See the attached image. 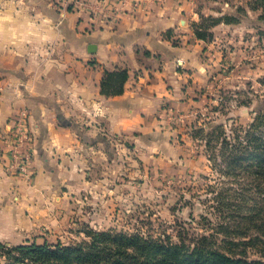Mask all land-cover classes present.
I'll return each instance as SVG.
<instances>
[{"label":"crops","instance_id":"0c3cea01","mask_svg":"<svg viewBox=\"0 0 264 264\" xmlns=\"http://www.w3.org/2000/svg\"><path fill=\"white\" fill-rule=\"evenodd\" d=\"M193 5L0 0V130L26 112L34 177L28 184L8 174L0 157V236L3 229L30 227L25 211L35 208L38 187L52 185V172L84 162L87 142L76 138L74 122L94 126L100 120L112 132L141 128L159 101L186 95L187 78L202 65L200 40L190 28L197 17ZM113 69H126L128 78L122 93L105 96L100 81Z\"/></svg>","mask_w":264,"mask_h":264},{"label":"rangeland","instance_id":"374dc122","mask_svg":"<svg viewBox=\"0 0 264 264\" xmlns=\"http://www.w3.org/2000/svg\"><path fill=\"white\" fill-rule=\"evenodd\" d=\"M191 1L197 17L190 28L205 18L206 35L198 43L200 71L187 78L186 95L159 101L141 128L112 132L100 120L74 122L76 138L87 142L84 162L52 172V185L38 187L35 208L25 211L30 227L3 229L0 243H68L87 228L172 232L179 224L198 225L208 213L205 188L216 174L203 135L219 124L246 125L264 110V21L248 0ZM22 178L29 184L33 173ZM3 231L21 241H4Z\"/></svg>","mask_w":264,"mask_h":264},{"label":"trees","instance_id":"16d2710c","mask_svg":"<svg viewBox=\"0 0 264 264\" xmlns=\"http://www.w3.org/2000/svg\"><path fill=\"white\" fill-rule=\"evenodd\" d=\"M246 4L264 21V0ZM205 20L192 24L198 39L205 38ZM127 78L126 69L104 70L100 93H122ZM203 136L216 178L206 185L209 211L198 225L156 233L87 228L68 243H0V264H264V110L246 125L219 124Z\"/></svg>","mask_w":264,"mask_h":264},{"label":"built area","instance_id":"2783aa9c","mask_svg":"<svg viewBox=\"0 0 264 264\" xmlns=\"http://www.w3.org/2000/svg\"><path fill=\"white\" fill-rule=\"evenodd\" d=\"M73 3L78 0H72ZM31 130L27 114L20 111L0 130V157L8 174L29 178L31 162Z\"/></svg>","mask_w":264,"mask_h":264}]
</instances>
